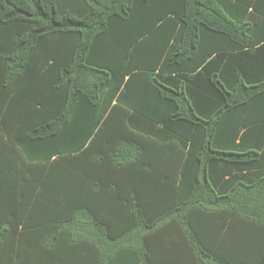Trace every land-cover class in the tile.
Here are the masks:
<instances>
[{
    "label": "trees",
    "instance_id": "16d2710c",
    "mask_svg": "<svg viewBox=\"0 0 264 264\" xmlns=\"http://www.w3.org/2000/svg\"><path fill=\"white\" fill-rule=\"evenodd\" d=\"M0 264H264V0H0Z\"/></svg>",
    "mask_w": 264,
    "mask_h": 264
}]
</instances>
